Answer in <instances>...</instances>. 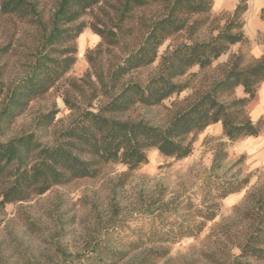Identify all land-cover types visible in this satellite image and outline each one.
Returning <instances> with one entry per match:
<instances>
[{
	"label": "rangeland",
	"instance_id": "rangeland-1",
	"mask_svg": "<svg viewBox=\"0 0 264 264\" xmlns=\"http://www.w3.org/2000/svg\"><path fill=\"white\" fill-rule=\"evenodd\" d=\"M34 1L46 24L58 0ZM105 2L116 4L114 0ZM159 13L157 6L136 11L131 19L119 24L118 44L110 46L91 26L110 28L115 23L112 9L99 4L88 11L79 21L85 27L73 42L76 48L73 68L45 96L32 101L23 114L11 123L0 125V141L32 133L39 142L51 146L56 134L71 123L78 110L96 111L104 105L108 99L99 78L107 83L109 71L137 47L146 26ZM228 13H210L206 25L192 40L204 41L215 35ZM243 21L248 46L231 47L202 72L197 67L191 68L176 81L188 83V88L179 95L154 107L136 105L114 117L164 126L171 111L184 106L195 91L217 77L219 68L233 54L243 55L242 67L262 57L264 49L259 52L258 48L264 35L252 36L245 14ZM39 40L40 31L35 26L15 18L0 20V48L10 46L8 53L0 58V102L11 83L27 72ZM186 41L185 33L167 40L158 49L157 60L152 65L131 71L111 92L116 93L129 83L144 85L157 74L160 57ZM193 74L197 77H191ZM235 97H243L241 88L235 90ZM44 116L48 118L43 119ZM211 128L191 137L192 154L186 159L165 158L150 149L146 153L147 164L136 171L128 172L120 164H109L95 178L75 180L27 202L0 207V264H62L101 246L125 253L113 264H230L239 257L240 247L253 228L258 225L264 229V211L258 214L255 206L264 197V164L251 168L249 158L241 153L242 147L223 141ZM233 186L241 188L220 198L219 194ZM160 212L170 213L184 226L203 223L202 231L196 237L183 238L174 244L146 242L141 249L128 248L127 243L134 238L133 229ZM207 212L215 215L213 220L203 219L202 213ZM115 231L119 237L112 234ZM164 251L165 256L161 257ZM242 261L264 264L250 259Z\"/></svg>",
	"mask_w": 264,
	"mask_h": 264
},
{
	"label": "trees",
	"instance_id": "trees-1",
	"mask_svg": "<svg viewBox=\"0 0 264 264\" xmlns=\"http://www.w3.org/2000/svg\"><path fill=\"white\" fill-rule=\"evenodd\" d=\"M114 1L115 5L105 0H58L45 24L34 0H0V20L15 18L40 31L39 44L27 72L11 83L0 102V125L11 123L23 114L32 101L45 96L73 68L76 63L73 42L85 27L79 21L88 11L99 4L112 9L115 23L110 28L102 25L103 28L91 26V29L107 45L115 46L119 24L131 19L136 11L151 6L160 8L159 15L146 26L137 47L109 71L107 83L99 78L108 99L104 105L96 111L78 110L71 123L56 134L51 146L39 142L32 133L0 141V207L27 202L53 187L75 180L95 178L100 169L109 164H120L128 172L136 171L147 164L146 153L150 149L165 158L186 159L192 154L191 137L215 124L221 125L222 135L229 143L258 137L264 129L263 119L251 122L246 113L264 81V55L242 67L240 52L233 54L219 68L218 76L195 91L184 106L171 111L164 126L114 117L136 105L154 107L179 95L188 88V83L176 81L191 68L197 67L202 72L231 47L249 45L243 32L248 0H239L225 15L224 24L216 34L204 41H193L192 37L206 25L214 0ZM259 18L264 21V7L260 9ZM181 33L187 35V41L160 57L156 75L144 85L129 83L116 93L111 92L131 71L152 65L157 60L158 49ZM9 47L0 48V58L8 53ZM87 59L90 62L88 55ZM237 88L242 89V98L235 97ZM64 102L70 110L74 109L68 101ZM50 122L51 119L43 122V126ZM240 188L233 186L228 192L219 194L220 198ZM255 206L258 214L263 212L264 197L258 199ZM202 217L211 221L215 215L207 212L202 213ZM142 221L141 226L133 229L134 238L127 243L132 250L141 249L146 242L174 244L183 238L196 237L203 227V223L196 226L178 224L175 216L168 212ZM112 234L119 237L117 231ZM123 256L125 253L107 246L92 247L82 256L62 264H113ZM242 259L264 261V229L258 225L240 247L239 257L230 264H244Z\"/></svg>",
	"mask_w": 264,
	"mask_h": 264
},
{
	"label": "crops",
	"instance_id": "crops-1",
	"mask_svg": "<svg viewBox=\"0 0 264 264\" xmlns=\"http://www.w3.org/2000/svg\"><path fill=\"white\" fill-rule=\"evenodd\" d=\"M239 0H214L211 14L220 12H231L237 5ZM247 11L245 13V20L249 27L250 34L254 36L257 33L264 35V21L259 18L260 9L264 7V0H249L247 3ZM264 42V41H263ZM260 44L258 51L263 52L264 44ZM254 55V54H253ZM249 120L256 122L264 118V81L259 85L255 99L248 107ZM211 129L216 136L227 141L223 135L220 124H215ZM209 127V128H210ZM208 133V130L205 134ZM234 146H241V153H245L249 158L251 168L255 169L264 164V130L258 137L246 138L234 144Z\"/></svg>",
	"mask_w": 264,
	"mask_h": 264
}]
</instances>
